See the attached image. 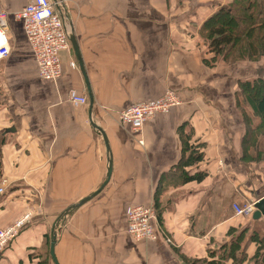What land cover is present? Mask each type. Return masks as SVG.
<instances>
[{"label": "crops", "instance_id": "1", "mask_svg": "<svg viewBox=\"0 0 264 264\" xmlns=\"http://www.w3.org/2000/svg\"><path fill=\"white\" fill-rule=\"evenodd\" d=\"M28 1L0 0L9 42L0 61V228L30 214L0 264L49 254L52 231L49 264H235L242 249L247 264L264 216L236 217L231 206L264 196V170L242 157L245 125L235 93L239 82L264 78V59L207 62L198 30L223 0H69L62 21L85 77L69 44L55 80L39 77L12 16ZM166 90L179 103L150 116L139 132L119 121L120 110ZM71 91L86 102L70 100ZM180 130L203 153L186 168L205 171L200 181H176ZM134 204L155 207L156 239L127 233Z\"/></svg>", "mask_w": 264, "mask_h": 264}, {"label": "trees", "instance_id": "2", "mask_svg": "<svg viewBox=\"0 0 264 264\" xmlns=\"http://www.w3.org/2000/svg\"><path fill=\"white\" fill-rule=\"evenodd\" d=\"M198 35L206 44L209 58L219 57L224 62L255 61L264 57V0H233L229 5H221L200 25ZM235 102L244 120L245 132L241 140L242 157L249 162L264 164V78L254 77L239 82ZM190 131L180 130L181 158L176 168V181H200L205 171L190 175L186 168L197 164L203 157L200 149L192 144ZM155 196L157 193L155 192ZM158 217V215H157ZM256 248L247 264H264V233H255ZM49 250L50 233L46 235ZM48 252V251H47ZM1 254V253H0ZM27 261L17 264H49V254L31 255ZM34 259L37 261L33 262ZM235 264L245 261L242 249ZM197 260L189 264H202ZM208 264H216L209 262Z\"/></svg>", "mask_w": 264, "mask_h": 264}, {"label": "built area", "instance_id": "3", "mask_svg": "<svg viewBox=\"0 0 264 264\" xmlns=\"http://www.w3.org/2000/svg\"><path fill=\"white\" fill-rule=\"evenodd\" d=\"M69 0H29L21 9L14 11L12 16L22 23L26 40L36 61L39 77L46 80H55L61 75L59 52L69 48V39L64 28L62 15L68 9ZM7 12L0 10V61L9 54L7 32ZM70 100L85 103L86 97L70 92ZM177 96L166 90L159 98L150 102H141L130 105L119 111L121 123H130L132 132H139L143 123L159 112L179 103ZM141 142V141H139ZM4 181L0 184V196L4 193ZM258 200H249L244 203H232L233 214L236 217H250L255 211ZM30 214H25L16 223L0 229V253L8 243L16 237L19 226L27 221ZM155 208L152 204H134L126 211V231L136 241L154 240L157 231L153 221H156ZM162 233V232H161ZM169 241V239H168Z\"/></svg>", "mask_w": 264, "mask_h": 264}, {"label": "water", "instance_id": "4", "mask_svg": "<svg viewBox=\"0 0 264 264\" xmlns=\"http://www.w3.org/2000/svg\"><path fill=\"white\" fill-rule=\"evenodd\" d=\"M64 24V23H63ZM64 28L67 32L66 35L69 36V41H70V44H71V49H73L74 53H75V56L77 57L78 59V63H79V66H80V69L85 77V73H84V70H83V64H82V60H81V57H80V54H79V49H78V45H77V42H76V39L74 37V35L70 34L68 32V28L65 26L64 24ZM103 135V139L105 140V144L107 145L106 143V138ZM110 170H111V166H110V162H109V167L107 169V174H106V178L108 179V177L110 176ZM85 200V199H84ZM68 212V210L66 211V213ZM65 213V214H66ZM261 216H264V196L263 198H260L256 204H255V211L253 212L252 214V218L253 219H258L260 218ZM55 242H56V232L52 231L51 232V238H50V242H49V255L52 259V261H55V256H54V245H55Z\"/></svg>", "mask_w": 264, "mask_h": 264}, {"label": "rangeland", "instance_id": "5", "mask_svg": "<svg viewBox=\"0 0 264 264\" xmlns=\"http://www.w3.org/2000/svg\"><path fill=\"white\" fill-rule=\"evenodd\" d=\"M233 0H223L222 2H223V4L224 5H229L231 2H232ZM221 2V1H220ZM221 6V5H220ZM70 6H68V9H67V11H70ZM218 8V7H217ZM217 10V9H216ZM215 10V11H216ZM262 59H264V57L263 58H259V59H257V60H255V61H260V60H262ZM254 61V62H255ZM253 162V161H252ZM255 163H257V162H255ZM257 164H259L260 166H261V168L264 170V164L262 163V162H260V163H257ZM155 208V207H154ZM155 214H156V216H157V213H156V209H155ZM23 217V216H22ZM22 217H20L19 219H21ZM250 217H252V215L250 216ZM19 219H16V221L14 222V223H16ZM13 223V224H14ZM24 223V222H23ZM23 223L19 226V232H20V230H22L21 229V227L23 226ZM12 225V224H11ZM1 229V228H0ZM17 235H18V233H17ZM16 235V236H17ZM15 240V237L8 243V245L6 246V247H9V245L12 243V241H14ZM166 241H168V239L166 238L165 239ZM3 252V251H2ZM36 253V252H35ZM37 254H38V252H37ZM35 261H37V259H34L33 260V262H35Z\"/></svg>", "mask_w": 264, "mask_h": 264}, {"label": "bare ground", "instance_id": "6", "mask_svg": "<svg viewBox=\"0 0 264 264\" xmlns=\"http://www.w3.org/2000/svg\"><path fill=\"white\" fill-rule=\"evenodd\" d=\"M68 36V35H67ZM68 39H69V36H68ZM263 198V197H262ZM259 200V199H258Z\"/></svg>", "mask_w": 264, "mask_h": 264}]
</instances>
